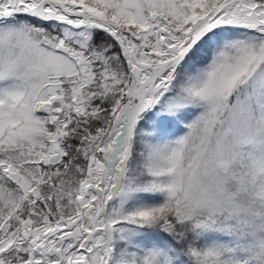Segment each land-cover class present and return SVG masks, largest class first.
<instances>
[{
  "label": "snow or ice",
  "instance_id": "1",
  "mask_svg": "<svg viewBox=\"0 0 264 264\" xmlns=\"http://www.w3.org/2000/svg\"><path fill=\"white\" fill-rule=\"evenodd\" d=\"M0 264H264V0H0Z\"/></svg>",
  "mask_w": 264,
  "mask_h": 264
}]
</instances>
